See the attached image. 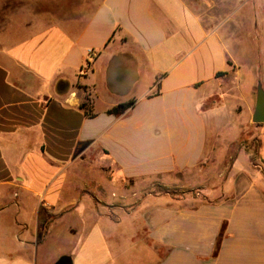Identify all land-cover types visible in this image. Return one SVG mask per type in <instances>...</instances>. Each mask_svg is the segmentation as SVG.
<instances>
[{
	"label": "crops",
	"instance_id": "obj_1",
	"mask_svg": "<svg viewBox=\"0 0 264 264\" xmlns=\"http://www.w3.org/2000/svg\"><path fill=\"white\" fill-rule=\"evenodd\" d=\"M226 1L102 0L0 50V264H131L147 242L140 264H264V127L260 169L240 145L264 88V0ZM74 166L99 180L72 189ZM200 167L225 170L197 184L205 201L145 200L147 236L112 251L108 229L126 226L99 209L110 187ZM62 233L73 250L48 256Z\"/></svg>",
	"mask_w": 264,
	"mask_h": 264
},
{
	"label": "rangeland",
	"instance_id": "obj_2",
	"mask_svg": "<svg viewBox=\"0 0 264 264\" xmlns=\"http://www.w3.org/2000/svg\"><path fill=\"white\" fill-rule=\"evenodd\" d=\"M102 0H0V50H5L12 45L21 42L30 35L39 33L44 29L54 25L55 23L65 22L67 18L75 17L78 13H90L97 4ZM226 5L233 7L235 0H227ZM196 11L203 15V8L201 3L194 4ZM250 8V7H249ZM249 10V9H248ZM235 9H233V12ZM215 13L218 12L216 8ZM244 16L243 27H248L250 23V16L247 10H239L236 17ZM243 18V17H242ZM244 90L245 94L248 95ZM253 124V123H252ZM252 129L245 131L244 136L241 138L240 145L248 147L252 154L253 166L260 169L263 160L258 156L257 150L259 140L262 138L256 134L255 124ZM264 127V124L258 125ZM239 145L236 147L238 148ZM237 148L232 149V155L235 154ZM225 171L224 169H211L209 167H200L188 173H177L168 178L162 176L146 178L142 181H130L126 184L113 185L110 190L114 191L117 195L113 202L101 199L99 209L103 212L107 210L108 216L118 222L119 219L123 221V229L116 230V228H109L108 233L112 245V251L115 254L122 253L123 236L126 234L130 239L135 242L144 238L147 234L143 232V204L145 200H150V203L174 202L173 200L180 201L176 203L180 207H193L205 201L204 195L200 188H197L199 182H204L211 178L212 175H219ZM68 176L71 177L72 189L80 180L85 182L99 180V174L92 169L72 167L68 170ZM102 194L106 197L107 191L103 185H100ZM74 190L68 193V196L74 194ZM120 197V198H119ZM104 198V197H103ZM161 200V201H159ZM139 213H141L139 215ZM71 223L76 224L75 219ZM122 228V227H121ZM114 236V237H113ZM67 236L62 233V236H55L49 243L45 253L48 256H54L62 250H73V244L68 240ZM123 240V241H122ZM149 248L144 252L135 250H125L131 260V264H140L150 254L151 242H147ZM126 248V247H125ZM164 255L165 250L160 251ZM128 261V260H127Z\"/></svg>",
	"mask_w": 264,
	"mask_h": 264
},
{
	"label": "water",
	"instance_id": "obj_3",
	"mask_svg": "<svg viewBox=\"0 0 264 264\" xmlns=\"http://www.w3.org/2000/svg\"><path fill=\"white\" fill-rule=\"evenodd\" d=\"M68 89L69 84L67 82H61L59 84L58 91L60 94H66ZM252 121L257 125L264 124V88L262 84H259L257 89V102ZM55 264H74V262L72 256L63 255L55 262Z\"/></svg>",
	"mask_w": 264,
	"mask_h": 264
},
{
	"label": "trees",
	"instance_id": "obj_4",
	"mask_svg": "<svg viewBox=\"0 0 264 264\" xmlns=\"http://www.w3.org/2000/svg\"><path fill=\"white\" fill-rule=\"evenodd\" d=\"M225 74L226 73H219L218 75L222 76ZM134 104H135V100H131L127 103L120 104L116 107L109 109L107 111V113L110 115L122 116V115L126 114L134 106ZM80 107H81V109H83L85 111L86 116L94 117L95 114H93L91 112V108H90V104H89L88 100L83 102ZM205 107H207V105Z\"/></svg>",
	"mask_w": 264,
	"mask_h": 264
},
{
	"label": "built area",
	"instance_id": "obj_5",
	"mask_svg": "<svg viewBox=\"0 0 264 264\" xmlns=\"http://www.w3.org/2000/svg\"><path fill=\"white\" fill-rule=\"evenodd\" d=\"M94 55H95L94 52H92V51L89 52V57L92 58V57H94Z\"/></svg>",
	"mask_w": 264,
	"mask_h": 264
}]
</instances>
